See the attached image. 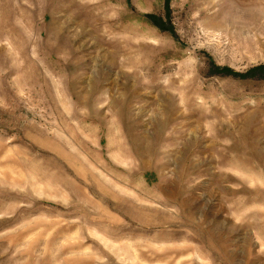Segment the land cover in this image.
I'll return each mask as SVG.
<instances>
[{
    "label": "rangeland",
    "instance_id": "rangeland-1",
    "mask_svg": "<svg viewBox=\"0 0 264 264\" xmlns=\"http://www.w3.org/2000/svg\"><path fill=\"white\" fill-rule=\"evenodd\" d=\"M0 264H264V0H0Z\"/></svg>",
    "mask_w": 264,
    "mask_h": 264
}]
</instances>
